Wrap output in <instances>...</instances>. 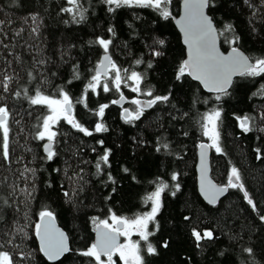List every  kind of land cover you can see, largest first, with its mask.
Segmentation results:
<instances>
[{
  "label": "trees",
  "instance_id": "trees-1",
  "mask_svg": "<svg viewBox=\"0 0 264 264\" xmlns=\"http://www.w3.org/2000/svg\"><path fill=\"white\" fill-rule=\"evenodd\" d=\"M78 2L76 12L85 15L80 22L78 15L73 19L75 13L62 11L73 7L68 0H0V107L8 108L10 128L8 161L2 156L0 130V251H8L15 264H97L81 254L94 244L96 224L113 214L130 220L149 213L153 205L147 196L167 184L162 206L148 225L153 234L147 241L138 239L144 264H264V75H238L227 95L206 92L187 71L179 76L186 54L174 23L180 0H170L168 19L152 8ZM208 12L222 32L224 50L236 46L253 62L264 58V0H215ZM229 24L234 31H225ZM234 37L239 40L230 43ZM99 38L112 41L108 52L121 69L122 82L117 91L113 76L104 77L110 91L104 92L101 83L95 92L87 90L84 101L105 52ZM159 40L165 43L159 45ZM153 50L163 54L153 56ZM138 59L143 62L137 64ZM124 69L129 76L133 71L143 76L141 91L132 90L135 82ZM37 89L53 99L62 97L61 90L67 92L71 115L93 132L87 136L61 118L52 126L57 132L52 160L44 152L45 140L36 138L51 111L31 103ZM149 90L152 96L145 95ZM121 95L127 98L123 105L112 103ZM155 96L169 99L145 108L138 120L125 121L124 107L135 112L133 100ZM102 105L108 107L101 117ZM213 109L222 112L223 151L211 148V174L226 186L236 167L244 190L229 188L210 204L198 191L195 165L197 146L207 141L202 117ZM245 116L252 131L240 127L237 118ZM98 123L107 131L95 132ZM106 149L111 150L108 164L98 171ZM22 188L31 192V199ZM43 210L52 211L68 235L71 250L57 261L47 260L35 234ZM193 229L210 230L213 238L197 242ZM149 244L155 253H148Z\"/></svg>",
  "mask_w": 264,
  "mask_h": 264
},
{
  "label": "snow or ice",
  "instance_id": "snow-or-ice-1",
  "mask_svg": "<svg viewBox=\"0 0 264 264\" xmlns=\"http://www.w3.org/2000/svg\"><path fill=\"white\" fill-rule=\"evenodd\" d=\"M68 3L73 7L64 8L62 11L75 13L73 19H76V15H78L79 20H77V22L84 20V11L76 12V9L81 7L78 0H68ZM105 3L115 5V8L134 6L152 8L158 11L164 19H168L171 16V12L168 10L170 0H105ZM214 6L215 0H184V16L181 20L177 21V24L181 26V29L184 32V42L189 48V59L183 61L181 67L179 68V76H184L187 71L188 75H191L194 79L201 81L210 91L227 95V89L231 86L232 77L234 75L238 74L241 76L252 77L264 75V58L255 59L253 62L252 58L246 56L238 47H233L231 53L227 56L218 51L216 41L218 35H221L222 32L217 30L212 17L206 13V9ZM115 8L110 9V11H115ZM35 19L36 17H33V20ZM33 31L35 32L37 29L33 28ZM109 31L111 32L112 29H109ZM225 31H234L233 26L231 24L227 25L225 27ZM238 40L239 37H234L230 43L235 44ZM97 43L102 46L106 55L98 65L95 75L92 76L91 81L85 89L83 96L84 101L87 99V90L91 89L95 92V90L101 85L102 77H106L109 71H113L115 73L113 84L117 91H119L122 82L121 69H119L115 63L111 61L110 57L107 56V51L112 41L110 39L99 38ZM164 43L165 42L163 40L158 41L159 45H163ZM162 54L163 53L160 51H152L153 56H160ZM142 62V60H136L137 64ZM123 71L128 80L135 82L136 86L133 87L132 90L135 92L141 91L139 86L143 81V76L135 71L131 72V75L129 76L127 75V69H124ZM75 78H79L78 73ZM7 80H11V77H8ZM69 83H71V81H69ZM6 87L7 84L5 83V88ZM261 90H264V85L261 86ZM103 91H110L107 80H104L103 82ZM61 92V99H53L44 95L39 89H37L36 94L31 98V103L33 105L46 106L51 110L50 114L44 118L41 130L36 134L37 139L41 141H48L43 146L45 152L47 153L48 160H52L56 156L53 145L55 143L57 132L52 130V126L61 118L67 119L68 123L72 124L74 128L83 132L85 135H93L92 131H89L78 121H75V118L71 115V98L67 92H63L62 90ZM16 95L18 96L20 93H16ZM145 95L152 96L151 90L146 92ZM123 98L124 97L121 95V99ZM220 98L221 97L217 95L216 99L219 100ZM168 99V96H155L146 102L141 101L140 99H135L132 103L138 106L137 110L135 112H130L129 109H124V119L126 122L138 120L143 115L145 108H150L157 102H165ZM112 103H119V101H113ZM107 107L108 105L100 106L98 115L102 117L104 110ZM221 115L222 112L220 109H213L212 111L204 114L202 117L204 135L209 136L212 140V143L209 145L202 144L200 146L202 150L214 147L217 152L223 151L219 142V123L221 121ZM237 119L240 121V127L244 132L252 131V128L249 126L250 117H238ZM0 130H2V156L6 161H8L10 157V128L9 111L6 106L0 107ZM94 131L97 133L105 132L107 131V128L102 123H98L96 124ZM99 143L103 144V141H99ZM164 147L166 148L167 145H164ZM257 151L259 152V149H257ZM110 153L111 150L106 149L104 154L100 157V160L96 164L98 171L101 170V164H108ZM205 156L206 152L202 151V165ZM25 171L34 172L33 169H26ZM177 178L178 177L175 174L172 176L173 180H176ZM109 179H111L110 176ZM167 187V184H161L157 187L155 192L147 196L146 199L151 201L153 205L149 213L143 216H138L132 220L117 217L113 214L111 217L114 222L113 225H110L107 220L100 221L97 225V242L92 244L81 254L86 257L94 258L98 264H114L112 257L116 253H119V256L124 261V264H144L138 243L130 242L125 245H120L117 243V238L120 235L129 236L130 230L136 229L139 231L143 240H148L149 235L153 234L148 232V225L149 223L155 221L156 214L162 206L161 194ZM175 187L177 190L179 189L178 184ZM229 188L244 190V184L242 182L240 172L236 167L231 169L228 184L223 188H218L212 184L210 180H207L206 168L202 167L201 191L211 203L215 204L218 196L228 191ZM20 191L27 193L28 198L31 199L32 194L28 191V189L22 188ZM12 194H15L14 187L12 189ZM172 194L175 195V192ZM64 195L68 196L69 193L65 192ZM244 196L249 205L255 208L256 204L249 197L247 191H244ZM3 203L7 204L8 201L4 200ZM39 216L41 218V222L36 224L35 234L40 240V250L43 252L47 260L57 261L61 256L71 250L68 245V237L63 231L55 226V217L52 211L43 210L39 213ZM261 219L264 220V216H261ZM156 227H158V225H156ZM121 229H123V231ZM16 231L22 233L23 228L18 227ZM193 236L196 241L199 242L202 239L213 238V232L207 230L201 233L193 229ZM9 243H11V240ZM164 247H167V243L164 244ZM147 251L148 253H155L156 248L149 244L147 246ZM246 251L251 253L252 249H247ZM102 256H106L107 261L102 260ZM0 264H15V260L8 251H0Z\"/></svg>",
  "mask_w": 264,
  "mask_h": 264
},
{
  "label": "water",
  "instance_id": "water-1",
  "mask_svg": "<svg viewBox=\"0 0 264 264\" xmlns=\"http://www.w3.org/2000/svg\"><path fill=\"white\" fill-rule=\"evenodd\" d=\"M206 13H207L209 16H211L210 13L208 12V9H206ZM183 16H184V0H180V8H179V12H178V14L175 16V18H174V23H175V25H176L178 31L180 32L182 43H183V45L185 46V52H186V54H185V58H184V61H185V60L189 59V48H188V45L185 44V42H184V40H185L184 32L182 31L181 26H180L179 24H177V21H178V20H181V19L183 18ZM211 17H212V16H211ZM212 19H213V18H212ZM213 21H214V20H213ZM214 24H215V21H214ZM215 27H216L217 30H218V27L216 26V24H215ZM218 31H219V30H218ZM216 47H217L218 51H219L220 53H222L223 55H225V56L229 55V54L231 53L232 48H233V47H230V48H228L227 50H224V49L221 47V43H220V35H218V37H217ZM234 47H236V46H234ZM238 48H239V47H238ZM239 49H240V48H239ZM240 51H242L246 56H248L243 50L240 49ZM105 55H106V53L104 52V53H102V55L100 56L99 63H98L97 66H96V70H97V67H98V65L100 64V62L104 59ZM107 56H109L110 59H111V61H113V58H112L110 52H108V51H107ZM106 63H107V62H106ZM189 76H190L193 80L197 81V82L200 84V86H201L206 92H211V93H213V91H210L208 88H206V87L204 86V84H203L201 81L194 79V77L191 76V75H189ZM237 76H238V74H237V75H234V76L232 77V83H233L235 77H237ZM232 83H231V85H232ZM230 87H231V86H230ZM230 87H228V88H230ZM122 96L124 97L123 99H121V96H120L119 98L116 99V101H119V103H117L118 105H123V104L126 102V100H127L126 96H124V95H122ZM148 100H149V99H147V98H142V99H141V101H144V102H146V101H148ZM124 109H129V108H128V107H124V108H123V110H122V114H123V116H124ZM129 111H130V110H129ZM47 142H48V141L45 140L44 144L47 143ZM44 144H43V146H44ZM202 144H204V145H209V144L207 143V141H202V142L197 146V158H196V165H195V170H196V175H197V188H198V191H199L200 195L202 196V198H203L205 201H207L208 203L213 204V203H211V202L209 201V199H208V198L204 195V193L201 191L202 167L206 168V177H207V180H210V181L212 182V184H214V185H215L216 187H218V188H223V187H225V185H221V184H219V183L216 182L215 179L213 178V176H212V174H211V162H210L211 147L202 150L201 147H200ZM43 149H44V147H43ZM202 151H205V152H206V156H205V158H204L203 165H202V157H201V153H202ZM44 152H45V150H44ZM45 154H47V153L45 152ZM222 195H223V194H222ZM222 195H219V196H218L216 202L220 199V197H221ZM54 217H55V216H54ZM40 222H41V218H40V216H39L38 223H40ZM54 223H55V226H56L58 229H60L61 231H63V232L66 234V236L68 237L66 231H65V230L59 225V223L57 222L56 218H55V220H54ZM98 224H99V223H98ZM98 224H96V226H95V230H94V242H93V243H96V242H97V239H98V231H97V225H98ZM101 227H102V226H101ZM37 240H38V243H39V246H40V240H39L38 237H37ZM120 241H121V236H118V238H117V243L119 244ZM68 245H69V239H68ZM42 253H43V252H42Z\"/></svg>",
  "mask_w": 264,
  "mask_h": 264
},
{
  "label": "rangeland",
  "instance_id": "rangeland-1",
  "mask_svg": "<svg viewBox=\"0 0 264 264\" xmlns=\"http://www.w3.org/2000/svg\"><path fill=\"white\" fill-rule=\"evenodd\" d=\"M109 75L113 76V78H114L115 73L112 75V71H109L107 76H109ZM107 76H106V77H107ZM104 80H105V78L102 77L101 83H103ZM61 98H62V97H61ZM61 98H60V99H61ZM122 108H123V107H122ZM52 130H53V128H52ZM207 143H208V144H211V143H212V140L210 139L209 136H207ZM211 148H213V149L216 151V149H215L214 147H211ZM111 217H112V216H111ZM111 217H110L109 219H106V220L108 221V223H109L110 225H113L114 222L112 221ZM133 219H134V218H133ZM130 220H132V219H130ZM121 230L123 231V229H121ZM120 236H121V241H120V243H119L120 245H125V244H128V243H130V242H132V243H138V239L141 238V236H140V234H139V231H137L136 229H131V230H130V235H129V236H124V235H120ZM101 259L107 261V257H106V256H104L103 258L101 257ZM112 259H113V261H114V264H116V260H117V259H119V261H120L121 264H124V261H123V259H121V257L119 256V253L114 254L113 257H112ZM97 264H98V262H97Z\"/></svg>",
  "mask_w": 264,
  "mask_h": 264
}]
</instances>
